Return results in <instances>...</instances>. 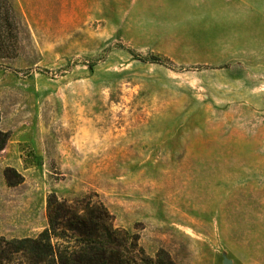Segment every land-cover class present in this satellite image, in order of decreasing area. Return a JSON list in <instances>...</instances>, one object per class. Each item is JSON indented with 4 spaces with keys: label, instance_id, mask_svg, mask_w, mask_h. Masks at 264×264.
I'll return each mask as SVG.
<instances>
[{
    "label": "rangeland",
    "instance_id": "obj_1",
    "mask_svg": "<svg viewBox=\"0 0 264 264\" xmlns=\"http://www.w3.org/2000/svg\"><path fill=\"white\" fill-rule=\"evenodd\" d=\"M0 11V237L37 236L56 194L150 257L264 264V0Z\"/></svg>",
    "mask_w": 264,
    "mask_h": 264
},
{
    "label": "trees",
    "instance_id": "obj_2",
    "mask_svg": "<svg viewBox=\"0 0 264 264\" xmlns=\"http://www.w3.org/2000/svg\"><path fill=\"white\" fill-rule=\"evenodd\" d=\"M47 215L48 226L35 237H0V264H175L165 250L150 257L139 236L116 226L114 215L101 202L51 194Z\"/></svg>",
    "mask_w": 264,
    "mask_h": 264
},
{
    "label": "water",
    "instance_id": "obj_3",
    "mask_svg": "<svg viewBox=\"0 0 264 264\" xmlns=\"http://www.w3.org/2000/svg\"><path fill=\"white\" fill-rule=\"evenodd\" d=\"M225 263L226 264H229V263H231V261L230 260H226Z\"/></svg>",
    "mask_w": 264,
    "mask_h": 264
}]
</instances>
